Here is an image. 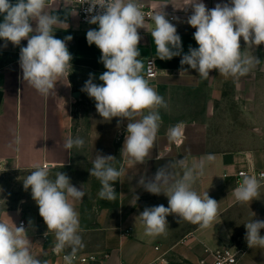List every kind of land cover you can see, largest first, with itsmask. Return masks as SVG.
I'll list each match as a JSON object with an SVG mask.
<instances>
[{"label":"crops","instance_id":"obj_1","mask_svg":"<svg viewBox=\"0 0 264 264\" xmlns=\"http://www.w3.org/2000/svg\"><path fill=\"white\" fill-rule=\"evenodd\" d=\"M155 1L172 9L182 10L187 0H142ZM15 0H13V3ZM206 7L214 8L217 3L228 0H203ZM66 22L54 28L56 38L64 39L73 56L68 79L57 82L55 91L42 96L27 82L22 81L19 66L20 46L0 40V176H25L37 166L47 165L49 175L65 173L72 167L86 165L92 167L96 153L116 157L113 166L123 169L124 175L115 190L121 193V208L113 214L109 209L100 212L92 226H85L80 201H72L79 213L81 231L79 235L98 238L96 249L77 250L75 256L90 255L98 259V264H151L163 254H167L162 264H196L211 253L243 241L246 223L253 219L264 220V185L254 200L247 203L236 202L232 191L241 182L239 173L264 172V117L251 114L249 110L263 107L256 99L253 87L264 85V44L254 49L246 48L241 37V50L260 59L251 71L239 78H225L218 70H211L209 78L202 79L188 65L181 66V56L171 60H160L156 56L154 40L151 36L153 23L146 29H138L142 39L138 45L139 59L144 64L142 75L149 85L161 95L167 108H160V126L156 141L149 156L142 164L129 162L120 155L126 135L124 120L117 126L118 117L110 122L103 120L96 111L95 101L81 91L89 74L95 75V83L106 69L99 62L100 50L88 45L86 33L94 26L81 24L69 11L67 0H48L45 9ZM185 10V9H183ZM188 16L191 9H187ZM173 23L181 37L183 53L189 45L198 47L193 38L196 29L186 23L187 18ZM3 17H0L2 20ZM167 19V18H166ZM154 60L157 78H147L146 62ZM182 67L187 71H182ZM232 94L234 109L239 111V119L244 128L228 117L224 110L227 95ZM248 110L242 116L241 111ZM175 138L172 139V134ZM81 137L85 141L82 148L67 150L64 143L69 137ZM233 140L240 143L234 150L219 152L199 151L191 146L195 140ZM242 142V144H241ZM214 154L215 160L206 163L203 175L199 176L193 189L201 196L208 195L218 202L219 214L213 224L200 228L178 217L169 215L168 227L164 234L148 236L145 225L139 217L145 207L159 204L168 206L164 194L154 195L138 185L141 175L151 177L162 165L185 159L190 165L207 154ZM174 171L182 175V169ZM131 177V179H130ZM133 197L135 203L129 206L125 201ZM8 199L0 196V220L19 227L26 225L27 238L32 244V254L47 264H65L63 256L71 251L65 248L59 254L53 251L54 233L48 231L39 208L28 191H23L4 206ZM255 214V215H254ZM29 220L32 224L29 225ZM179 220V221H178ZM264 235V229H261ZM248 246V245H247ZM160 247V252L155 250ZM73 264H83L80 261ZM240 264H264V249H247Z\"/></svg>","mask_w":264,"mask_h":264},{"label":"clouds","instance_id":"obj_2","mask_svg":"<svg viewBox=\"0 0 264 264\" xmlns=\"http://www.w3.org/2000/svg\"><path fill=\"white\" fill-rule=\"evenodd\" d=\"M84 3L89 5L86 22L98 25V29L87 31L86 40L89 46L94 44L100 50L99 62L106 71L98 77L101 84L95 83V75L90 73L81 91L94 99L96 111L103 120L110 122L118 117V127L122 121H127L120 155L129 162L142 164L157 138L161 120L159 109L167 108L164 98L141 74L144 64L139 59L138 45L142 37L138 29L147 30L144 5L142 0H84ZM47 6L48 0H15L14 3L13 0H0L3 47L6 48L8 42L20 46L22 40L27 41L19 52L22 81L42 96L55 91L62 78L68 79L73 59L66 46V41L73 37L59 39L54 35V28L66 21L48 13ZM188 8L191 15L186 23L196 29L193 38L198 47L189 45L187 53H183L181 37L176 26L166 19L167 14L163 10L151 14L154 27L150 33L160 60L181 56V66L188 65L202 79L209 78L214 69L225 78L243 77L260 63V59L241 50L240 40L242 37L244 49L264 44V0H228L211 9L203 0H187L183 9L187 11ZM182 71L187 69L182 67ZM170 138L174 139L175 133ZM84 143L83 138L70 136L64 148H82ZM115 159L97 152L88 169L90 177L100 182L98 196L104 201L116 199L114 184L124 175L122 168L113 166ZM214 160L211 153L199 161L193 160L190 165L185 159H178L157 168L150 178L139 177L138 185L145 191L164 194L168 199L167 207L163 204L145 207L140 213L146 235L164 234L168 227L166 218L173 214L200 228L213 224L219 214L218 202L207 191L199 195L193 185L203 175L206 163ZM176 168L183 170L182 175L174 171ZM49 172L47 165L37 166L23 180V187L31 190L32 199L38 205L39 215L48 229L45 235L50 232L55 235L53 251L59 254L66 247L70 248L63 260L65 264H73L77 250L84 245L79 235V213L72 201H82L86 193L74 186L67 174L57 172L53 180ZM260 187L255 175H244L232 195L236 202L247 203L258 196ZM244 225L248 247L264 249V235H261L264 220L253 219ZM31 249L23 223L17 227L13 221L9 224L0 220V264H47L35 257Z\"/></svg>","mask_w":264,"mask_h":264},{"label":"rangeland","instance_id":"obj_3","mask_svg":"<svg viewBox=\"0 0 264 264\" xmlns=\"http://www.w3.org/2000/svg\"><path fill=\"white\" fill-rule=\"evenodd\" d=\"M257 91L256 99L264 103V85H258L253 87ZM248 110H242V116L245 115V112ZM251 114L257 115L258 117H264V105L258 109L249 110ZM222 112H227L228 117L235 121L237 128H244L245 124L241 119H239V111L234 109V99L233 95L229 93L224 104V110ZM242 144V142H241ZM240 143L233 140H195L191 142V146L199 151H208V152H219L225 150H234L239 147ZM91 167L86 165H79L70 168L66 174L70 178L71 183L76 186L78 189L82 188L86 193L85 197L81 202L83 219L85 226H92L96 220L97 215L105 209L113 214L117 213L121 208V193L119 190L117 192L116 199L113 201H104L101 200L98 196V192L101 188L100 182L95 177H90L88 169ZM56 173L49 175L50 179H55ZM25 176H0V196L7 198L8 200L4 202V206H9L10 201L15 199L16 196L25 192L26 190L23 187V180ZM119 181L115 182L114 187L117 186ZM31 194V190H27ZM126 204L132 206L135 203L133 197H129L126 201ZM83 248H80L81 251H90L96 249L98 244V238H91L87 236H82Z\"/></svg>","mask_w":264,"mask_h":264},{"label":"built area","instance_id":"obj_4","mask_svg":"<svg viewBox=\"0 0 264 264\" xmlns=\"http://www.w3.org/2000/svg\"><path fill=\"white\" fill-rule=\"evenodd\" d=\"M84 0H67V4L69 6L70 13L75 16L78 21L83 25L88 26H94L96 29H98V25H90L86 22V18L88 17V13L86 9L89 7L87 3H84ZM144 7L143 11L146 14V27H148L151 22V14L158 12V11H164L167 15L166 18L170 22H175L178 20H184L188 16L186 10H179L176 11L172 9L168 5H160L158 2L150 1V2H142ZM173 17H178V20L172 19ZM146 71H147V78L149 80H153L157 78V67L156 62L154 60H149L146 62ZM240 178H242L244 175H255L258 180L260 181L261 185H264V172H254L251 171L250 173L241 172L238 174ZM24 227L26 225L23 223ZM248 246L244 244L243 241L237 242L232 246L225 247L221 250H218L216 252L211 253L207 258H202L198 260L196 264H240L241 260L247 253ZM155 250L157 252H160V247H156ZM167 254H163L159 259H157L154 263L151 264H162L165 262V257ZM80 261L83 264H98V259L93 256H87L84 258L75 256L73 262ZM171 264V263H167Z\"/></svg>","mask_w":264,"mask_h":264}]
</instances>
